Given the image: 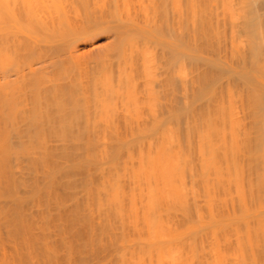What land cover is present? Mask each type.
Wrapping results in <instances>:
<instances>
[{
  "label": "bare ground",
  "instance_id": "1",
  "mask_svg": "<svg viewBox=\"0 0 264 264\" xmlns=\"http://www.w3.org/2000/svg\"><path fill=\"white\" fill-rule=\"evenodd\" d=\"M0 264H264V0H0Z\"/></svg>",
  "mask_w": 264,
  "mask_h": 264
},
{
  "label": "rangeland",
  "instance_id": "2",
  "mask_svg": "<svg viewBox=\"0 0 264 264\" xmlns=\"http://www.w3.org/2000/svg\"><path fill=\"white\" fill-rule=\"evenodd\" d=\"M87 48H82L83 51H85Z\"/></svg>",
  "mask_w": 264,
  "mask_h": 264
}]
</instances>
